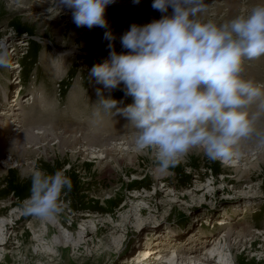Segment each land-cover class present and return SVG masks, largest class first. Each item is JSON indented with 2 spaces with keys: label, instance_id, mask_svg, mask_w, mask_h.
I'll use <instances>...</instances> for the list:
<instances>
[{
  "label": "rangeland",
  "instance_id": "obj_1",
  "mask_svg": "<svg viewBox=\"0 0 264 264\" xmlns=\"http://www.w3.org/2000/svg\"><path fill=\"white\" fill-rule=\"evenodd\" d=\"M8 1L14 10L7 6ZM16 1L0 0V40L7 42L12 53V67L0 68V86L10 84L5 101L14 99L19 77H13L17 73L25 77V91L21 95L27 98L18 97L17 101L28 122L33 118L35 122L18 126L19 120L9 119H18V102L11 100V104L5 105L0 101V114L7 112L0 121L9 120L5 126L0 122V218L9 220L3 231L6 244L0 246V264H128L125 258L140 246L158 249L159 257L172 255L174 264H189L192 256L197 257L193 264H264V162L258 164L260 168H245L241 167L246 163L242 155L236 158L235 154L228 164L210 161L202 151L193 150L171 168L169 174L157 176L154 154L150 150L137 152L131 161L126 155L133 154L134 144L129 146L130 153H113L115 146L120 149L125 146V140L133 138L134 129L126 126L128 121L121 115H94L99 100L97 89H101L105 97L109 95L103 85L88 78L92 66L108 57L104 30L76 27L71 12L62 11L57 0H32L39 6H31V9L18 7L20 4ZM149 1L147 11L141 14L136 4L129 11L114 9L106 13L117 37L133 22L144 24L160 18L161 13L156 14L151 7L152 0L145 2ZM204 2L208 12L205 19L217 23L244 15L254 7L250 0L238 1L236 8H230L225 0ZM211 3L228 7L222 13L212 12ZM29 5H32L31 0ZM48 10L52 13L43 17L37 15ZM29 12L37 15L34 16L37 20L33 18L35 23L51 25L50 28L41 31L42 28L38 30L28 25L21 17ZM55 29L60 34H55ZM84 40H89L91 45L84 44ZM116 49L121 50L119 40ZM244 66L259 70V76L254 72L248 74ZM243 68V78L257 86L263 84L261 89L264 90V56L245 60ZM110 95L128 104L122 86ZM32 96L35 100L29 105ZM88 96L93 98L90 102ZM9 107L13 116L7 111ZM255 127L264 132V114L258 117ZM33 131L39 139L43 136L40 134L49 136L38 143L30 141L25 145L26 150L4 144L6 138L10 140L19 133L25 135ZM63 138L68 139V143L76 138L86 141L92 145V153L80 144L70 147L65 141L64 147ZM241 142L250 147V153L262 146L255 138ZM106 147L110 155H106ZM256 152L249 161H256L260 150ZM115 158L123 161H115ZM236 164L240 165V170L235 169ZM32 168L49 175L64 170L71 179V191L61 196L64 211L55 218L42 221L22 214V203L31 195V180L21 179V173ZM224 174L233 176L223 179ZM255 189L257 193L252 195ZM218 219L226 225L217 224ZM40 221L51 228L49 235L43 237ZM203 236L209 238L205 240ZM163 246H169L171 251L163 252L159 248ZM155 253L153 251L152 255ZM137 254L138 251L134 253L135 258ZM153 256L141 262L170 264L168 257L161 263L162 259L156 260L157 256Z\"/></svg>",
  "mask_w": 264,
  "mask_h": 264
},
{
  "label": "clouds",
  "instance_id": "obj_2",
  "mask_svg": "<svg viewBox=\"0 0 264 264\" xmlns=\"http://www.w3.org/2000/svg\"><path fill=\"white\" fill-rule=\"evenodd\" d=\"M115 3L57 0L62 11L71 12L76 27L104 30L108 57L92 66L88 78L109 95L97 89L95 116L126 118L136 151L150 150L160 175L169 174L193 150L210 161L227 162L241 141L255 138L264 146V132L255 127L264 114V90L242 76L245 60L264 56V4L217 23L204 18V0H152L160 18L133 22L117 37L106 17ZM11 56L7 42L0 40V68L12 67ZM121 86L132 103L124 105L110 95ZM254 104L258 111L250 117ZM21 179L31 180L24 216L48 220L64 211L61 196L72 188L64 170L49 175L32 168Z\"/></svg>",
  "mask_w": 264,
  "mask_h": 264
},
{
  "label": "bare ground",
  "instance_id": "obj_3",
  "mask_svg": "<svg viewBox=\"0 0 264 264\" xmlns=\"http://www.w3.org/2000/svg\"><path fill=\"white\" fill-rule=\"evenodd\" d=\"M117 2L115 3V4H113V5H110V6H108V8L106 9V13L109 11V13L111 12V10L113 11L114 9H119V10H123V11H129V9H132V7H134V4H133V2H132V0H116ZM145 1H147V0H140V3L138 4V5H136L137 6V8H138V10L137 11H139L140 12V14H141V12L143 13L144 12V10L145 11H147V9H148V5L150 4V1L147 3V2H145ZM208 1H210V0H208ZM216 1V0H215ZM226 2H225V4H227L228 6H230V8L232 7H235V6H237L238 5V3L241 1V0H238L237 2H235V0H225ZM253 4L252 5H254V6H256V5H258V4H264V0H250ZM11 2V1H10ZM10 2L8 1V4H10ZM16 2H18L19 4H20V6L18 5V7H22V8H24V9H31V6H36V5H38L35 1V3H32V0H31V4L32 5H29V3H30V0H18V1H16ZM224 2V1H223ZM222 2V3H223ZM152 3V2H151ZM241 3V2H240ZM48 4V3H47ZM212 4V3H211ZM225 4L223 5V4H217V3H213L212 5H211V7L212 8H210L209 10H212V12H217V13H219V12H223L224 11V8L225 7H228V6H225ZM235 4H237V5H235ZM29 5V7H27ZM235 5V6H234ZM7 6H9V8L11 9L12 8V4H10V5H7ZM39 6V5H38ZM236 8V7H235ZM49 9V8H48ZM11 10H14L13 8L11 9ZM233 10V9H232ZM231 10V11H232ZM29 11H31V10H29ZM65 11H68V10H65ZM155 11V13L157 14V12L158 11H156V10H154ZM169 11L171 12V9H169ZM51 11L50 10H48L47 12H43V13H40V14H37V15H39V16H44L46 13H50ZM57 12V11H56ZM27 13V12H26ZM52 13V12H51ZM159 13V12H158ZM206 13H208L207 11H206ZM204 14V18H206L207 17V14ZM37 15H35L34 13H30L29 12V14L27 15V16H22L21 18L23 19V21H27L28 22V25H34V26H36L37 27V29L38 30H40L41 28H42V30L41 31H44L43 29H48V28H50V26L51 25H43L42 23H35V21L33 20V18L34 19H36L34 16H37ZM32 18H31V17ZM38 19V18H37ZM36 19V20H37ZM108 19V18H107ZM53 31H55V34H57V33H59L60 34V32L58 31V30H53ZM58 35V34H57ZM83 40V38L81 37V41ZM25 41V40H24ZM23 41V42H24ZM83 43L84 44H90V41L89 40H84L83 41ZM22 44V43H21ZM20 44V45H21ZM26 45V44H25ZM91 45V44H90ZM60 53V52H59ZM61 54V53H60ZM61 65V64H60ZM60 65H58L59 67H61ZM17 66H18V64H17ZM52 66V65H51ZM20 67V66H19ZM54 68V67H53ZM247 69V70H245V69ZM244 70L248 73V74H250L251 72H254V73H256V75L257 76H259V74H260V71L259 70H257V69H255L254 67H251V66H244ZM16 69V68H15ZM55 70V69H54ZM58 72H59V70H58ZM7 74V73H6ZM261 76V75H260ZM254 77V76H253ZM13 78H16V76H14ZM256 79H258V78H256ZM259 80V79H258ZM259 82H261V81H258V83ZM264 83V82H263ZM8 85H10V84H8V83H6L5 85H1L0 86V90H2V94L0 95V101L2 102V100H5L4 99V96H5V93H6V90H8L7 89V86ZM257 86V85H256ZM263 86V84H259V86L258 87H260V88H263L262 87ZM19 87H17V89H18ZM16 92V89L14 90V93ZM11 100H13V99H11ZM11 100H6L5 102H4V104L6 105V103L7 104H11L10 102H11ZM18 103H20V101L18 102ZM23 105V104H22ZM10 106V105H9ZM255 106V104L254 105H252L251 107H250V111H249V114L251 113L252 115L255 113V111H253L252 110V108ZM6 107V106H5ZM8 107V106H7ZM13 107V106H12ZM12 107L10 108H7V111H10V114L9 115H12L13 114V110H12ZM17 110H19V112H18V115H16V116H18V119H15V118H9V119H11L12 121H17V120H19V122H21L20 123V125L18 124V126H27V122L29 121L28 120V117H26V113H25V111H24V109H23V107L22 106H18V108H16ZM7 112H5L4 111V113H2V114H0V117L1 116H4L5 114H6ZM257 113V112H256ZM17 114V113H16ZM13 116V115H12ZM1 119V118H0ZM32 119V118H31ZM7 120V118H5L4 119V121L2 120V121H0V122H2V125L1 126H5V124L6 123H8V121H6ZM35 122V119L33 118V120H30V122H28L30 125L31 124H33ZM17 126V125H16ZM18 126H17V128H18ZM27 128V127H26ZM5 129V128H4ZM49 129V128H48ZM2 130V129H1ZM13 130V129H12ZM11 130V131H12ZM15 131H16V129H14ZM3 131V130H2ZM48 131V130H47ZM32 132V131H31ZM30 132V133H31ZM54 132V131H53ZM35 132L33 131V133H31V134H21V133H19L17 136H13L10 140H8V138H6L5 139V142H4V144H6V146H8V145H13V146H19L22 150L24 149V150H26V148H27V146H25V145H28V144H30V141H32V142H34V143H38V142H41L42 140H46V138H48V136L49 135H46V134H40V135H43V136H41L40 137V139L38 138V137H35L34 134ZM38 133V132H37ZM36 133V134H37ZM15 134V133H14ZM33 134V135H32ZM54 134H56V132L54 133ZM52 134H50V136H51ZM101 135V134H100ZM53 136V135H52ZM58 137V136H57ZM127 138V137H126ZM87 139V138H86ZM94 139V138H93ZM96 139V138H95ZM3 140L4 139H2V142H3ZM59 140V139H58ZM61 140V139H60ZM83 140H85L84 138H83ZM105 140V139H104ZM125 140V139H124ZM132 140H133V138H132V136L130 137V138H128L127 140H125V142L123 143L125 146L123 147V145L122 146H120V149H119V147L117 148L116 146H115V148L116 149H114V150H112L113 151V153H117V151H119V153H123L124 154V151L126 152V151H129V146H131V145H133V142H132ZM66 142H67V144H68V146H73L74 145V143H75V145L76 144H80V145H82L84 148H85V150H90V148H92V145L91 144H87V142L85 141H82L81 139H75V140H73L72 142H70V143H68L69 142V140L67 139V140H65ZM65 141H64V138L61 140V144L62 145H64V147H65V145H67V144H65ZM107 141V140H106ZM120 141V140H119ZM58 142V141H57ZM97 142V141H96ZM113 142V141H112ZM121 143V142H120ZM119 143V144H120ZM242 142H240L239 144H238V146L236 147V151H235V153H236V158L238 157V158H240V156L242 155L243 157H245L246 158V160H244V161H246V163L245 164H243V165H241V167L242 166H245V168L247 167V166H250V167H259V163L260 162H264V149L262 148V146H258L259 148L258 149H255L256 151H258V150H260V154H259V156H255L256 157V161H249L250 159L249 158H251V155H253V153L255 154V153H257L256 151L255 152H253V153H250L251 151L249 150L250 149V147H247V146H245V145H242L241 144ZM105 144H106V142H105ZM105 144L103 145V147L105 146ZM122 144V143H121ZM91 145V146H90ZM109 145V144H108ZM108 145H107V147H108ZM111 145V144H110ZM254 145V144H253ZM42 147V146H41ZM88 147V148H87ZM96 147H98V146H96ZM107 147H106V149H107ZM43 148V147H42ZM48 148V147H47ZM77 148V147H76ZM95 148V147H94ZM105 148V147H104ZM255 148V147H254ZM241 149H243L242 151H241ZM39 150V149H38ZM101 150L103 151V149L101 148ZM108 150V149H107ZM110 150V149H109ZM109 150L108 151H104L105 153H106V155L109 153ZM133 150H134V152H132L133 154H131V155H129V154H127L126 156H127V159H128V161H131V160H133V158H135V155L137 154V151H136V149H135V147H133ZM132 150V151H133ZM10 151V150H9ZM99 151V150H98ZM253 151V150H252ZM34 152V151H33ZM90 152L92 153V151L90 150ZM94 152V151H93ZM100 152V151H99ZM103 152V153H104ZM98 153V152H97ZM129 153H130V151H129ZM139 153V152H138ZM118 154V153H117ZM95 155V154H94ZM101 156V154H97V156ZM108 155H110V154H108ZM256 155V154H255ZM117 156V155H116ZM113 157V156H112ZM111 157V158H112ZM118 157V156H117ZM123 158H125L124 156H122ZM100 159H102V158H100ZM106 159V158H105ZM112 160V159H111ZM120 160H122V158L120 159H118V158H115V161H120ZM103 161V160H102ZM114 161V160H113ZM123 161V160H122ZM125 161V160H124ZM127 161V160H126ZM231 161V159L229 160V161H227L226 163H232V162H230ZM236 162H240V159L238 160V159H236ZM104 163H106V162H104ZM224 163V162H223ZM228 163V164H229ZM108 164V163H107ZM115 164V163H114ZM130 164V163H129ZM240 164V163H239ZM237 165L236 164V168L235 169H237V170H240V165ZM230 167H233V166H230ZM260 168V167H259ZM233 169V168H232ZM243 171H244V169H243ZM245 172V171H244ZM240 173V172H239ZM156 175L157 176H162V175H160L159 173H157L156 172ZM230 176H233V175H228V174H224V175H222V177H223V179L225 178V177H230ZM238 176H239V174H238ZM156 177V176H155ZM235 177V176H234ZM236 177H237V175H236ZM158 178V177H157ZM237 178H239V177H237ZM235 181V180H234ZM253 189V188H252ZM257 191H259V190H257ZM257 192H256V189H255V191H253L252 192V195L253 194H256ZM140 195V194H139ZM141 211V210H140ZM8 219V218H7ZM6 218H0V246H3L4 244H6V242H5V240H4V238H3V236L5 235L4 233H3V231L5 230V226H8V223H9V220H7ZM43 221V220H42ZM58 221V220H57ZM41 222V221H40ZM59 222V221H58ZM43 223H45V222H43ZM43 223L41 222V224H42V235H43V237L44 236H46V235H49L50 234V232H51V228L50 227H45L44 225H43ZM204 223H206V221L204 222ZM31 224V223H30ZM217 224H219V225H226L225 224V222L224 221H222V219L220 220V219H218L217 220ZM34 225H36V223L34 224ZM33 225V226H34ZM57 227H59V226H61V224H60V222L56 225ZM227 227H229V226H227ZM33 228V227H32ZM242 229V228H241ZM228 232H230L231 231V228L229 227L228 229ZM244 230V229H243ZM243 230H241L240 232L242 233L243 232ZM247 230V229H246ZM249 230V229H248ZM247 232V231H246ZM245 232V233H246ZM40 237H41V234H40ZM208 237V236H207ZM207 237L206 236H203L202 238H205V240L207 239ZM209 238V237H208ZM204 240V241H205ZM211 241V240H210ZM209 241V242H210ZM5 242V243H4ZM119 242V241H118ZM200 243H201V241H199ZM3 244V245H2ZM169 246H163V247H159V248H162V250H163V252L165 251V250H168V252L169 251H171V249H169L168 248ZM3 249H4V247H3ZM173 249V248H172ZM206 250V249H205ZM207 250H209L208 248H207ZM206 250V251H207ZM136 251H138V254H137V257L138 258H135L134 257V253H136ZM135 252H133V254H131L130 255V257H127V258H125V261L129 264L130 262L132 263V264H143V262H141V261H143V260H146L145 258L147 257V256H149V259L151 258V256H153L152 255V253H153V251H155V252H157V258H160V259H162V261L161 260H159L161 263H164V261H165V258H167L168 257V259H167V261H169V263L170 264H174L176 261H174V260H172L171 258H172V255H171V257L170 256H167V255H165L164 257L162 256V257H159L160 255H159V253H160V251L158 252V249H156V248H148L147 246L146 247H143V248H141V246L140 247H138V249L136 250ZM174 251V250H173ZM167 252V253H168ZM210 252H212L211 250H210ZM6 253V252H5ZM175 254H176V256H178V254L175 252ZM140 256H144L143 258H140ZM134 257V258H133ZM192 257H194L193 258V260H190V262H189V264H193L194 263V259H197V257L196 256H192ZM196 257V258H195ZM3 258H4V256H3ZM2 258V259H3ZM140 258V259H139ZM2 259H1V261H2ZM192 259V258H191ZM151 264H154V263H151Z\"/></svg>",
  "mask_w": 264,
  "mask_h": 264
}]
</instances>
